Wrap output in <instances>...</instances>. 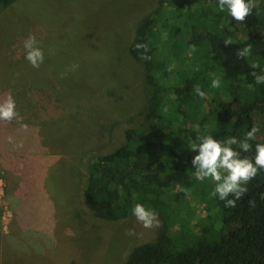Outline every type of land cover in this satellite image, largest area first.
I'll use <instances>...</instances> for the list:
<instances>
[{"label": "rangeland", "instance_id": "rangeland-1", "mask_svg": "<svg viewBox=\"0 0 264 264\" xmlns=\"http://www.w3.org/2000/svg\"><path fill=\"white\" fill-rule=\"evenodd\" d=\"M154 4L17 0L0 9V100L11 94L19 116L0 121V264H121L155 237L158 228L133 217L103 219L82 195L91 157L112 151L144 116L149 83L127 46ZM29 35L44 53L39 68L25 59ZM194 171L178 186L193 182L201 197L181 222L197 235L194 222H213L215 197L212 181H197Z\"/></svg>", "mask_w": 264, "mask_h": 264}, {"label": "trees", "instance_id": "trees-1", "mask_svg": "<svg viewBox=\"0 0 264 264\" xmlns=\"http://www.w3.org/2000/svg\"><path fill=\"white\" fill-rule=\"evenodd\" d=\"M16 1L0 0V9ZM255 3L241 23L219 11L218 0H155L137 21L127 53L149 83L146 110L138 125L124 130L117 147L91 157L82 191L107 221L135 218L131 210L137 203L158 214L155 237L134 246L121 264H264V170L247 184L236 207L215 197L213 222L201 227L200 220L194 222L197 235L182 231L181 222L201 197L193 182L178 186L195 170L193 125L222 143L243 139L257 125L252 149L241 152L253 162L255 145L264 144V84L252 74H264V0ZM137 43L147 44L148 52L136 49ZM245 47L251 52L238 58ZM215 78L219 88L211 87ZM197 85L204 98L194 92ZM207 186L213 192L214 182Z\"/></svg>", "mask_w": 264, "mask_h": 264}, {"label": "clouds", "instance_id": "clouds-1", "mask_svg": "<svg viewBox=\"0 0 264 264\" xmlns=\"http://www.w3.org/2000/svg\"><path fill=\"white\" fill-rule=\"evenodd\" d=\"M256 6L255 0H247V2L246 0H218L219 11L227 10L235 21L241 23L245 22ZM225 43L231 44L230 42ZM134 46L138 50L142 49L145 53L148 52V46L145 43H137ZM23 48L25 59L33 68H39L44 62V53L36 37L29 35L23 42ZM250 52L251 48L245 47L243 50L237 51V57L246 58ZM140 58L142 60L151 59L148 55H142ZM77 67V64H73L69 70L74 71ZM259 67V65H252V68ZM261 71L264 72V69ZM252 74L257 84H264V74L257 75L255 72ZM220 84L219 78L211 81L212 88H219ZM194 92L201 98L206 96V93L198 85L194 88ZM14 119L19 121L16 102L13 96L8 94L3 100H0V121L11 123ZM20 126L23 129L27 128V125L23 123ZM192 128L196 135L190 150L197 153L191 160V165L195 169L194 178L197 181L210 179L215 185L211 195L225 201L226 207H236V201L247 192V184L258 175V171L264 170V144L255 145L254 162L248 157H241V152H249L252 149L250 141L256 139L259 127L257 125L252 126L243 139L229 137L223 143L213 139L211 135H201L199 124L193 125ZM9 140L11 141V138ZM233 146H237L239 150ZM249 203L250 205L253 204L252 201ZM131 214L145 229L160 227L158 214L140 203L134 205ZM125 234L134 236L135 231L128 229Z\"/></svg>", "mask_w": 264, "mask_h": 264}]
</instances>
